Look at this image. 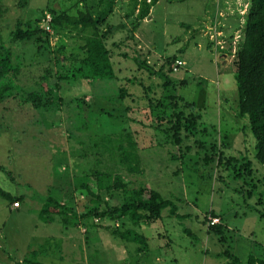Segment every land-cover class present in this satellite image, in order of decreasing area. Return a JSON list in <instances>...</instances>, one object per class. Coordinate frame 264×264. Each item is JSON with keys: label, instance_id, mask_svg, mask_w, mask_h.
Returning a JSON list of instances; mask_svg holds the SVG:
<instances>
[{"label": "rangeland", "instance_id": "374dc122", "mask_svg": "<svg viewBox=\"0 0 264 264\" xmlns=\"http://www.w3.org/2000/svg\"><path fill=\"white\" fill-rule=\"evenodd\" d=\"M1 1L6 43L19 20L39 18L38 26L46 31L41 42L12 43L14 64L23 66L24 80L33 83L43 69L59 71L70 57L83 56L81 36L50 27L51 9L69 10L66 0H30L23 10L18 0ZM98 1L87 0L79 8L95 9ZM132 5L118 0L101 25L111 30L107 48L116 79L110 92L102 94L104 87L96 88V82L54 78L51 86L62 97L58 112L42 113L13 100L0 104V166L6 169L0 170V188L15 198L0 197V264H231L227 255L241 264L250 256L264 260V218L259 215L264 212V173L237 176V160L255 159V140L247 120L238 116L234 78L250 0H160L130 38ZM136 59L147 61L155 73L139 68ZM176 60L184 62L177 69ZM171 95L186 118L197 115L202 134L183 132L177 140L167 133L169 122L149 114L152 103ZM125 133L139 145L143 171H122L125 181L131 188L145 185L160 192L188 217H170L166 211L162 220L138 227L148 239L142 252L108 230L132 228L129 222L90 218L95 226L79 222L69 228L59 217L41 221L39 213L51 193L78 214L93 207L79 189L80 179L99 168L101 139ZM103 196L110 206L123 203L120 192ZM212 213L226 227L224 234L210 229Z\"/></svg>", "mask_w": 264, "mask_h": 264}, {"label": "trees", "instance_id": "16d2710c", "mask_svg": "<svg viewBox=\"0 0 264 264\" xmlns=\"http://www.w3.org/2000/svg\"><path fill=\"white\" fill-rule=\"evenodd\" d=\"M66 1L71 4L69 10L51 9L50 27L56 32L68 30L81 36L85 41L82 47L83 56L70 57L69 64L60 68L59 71L43 69L46 71L40 76L41 79L38 78L30 83L29 79H23V76H26L23 73V66L14 64L15 53L12 43L22 39H35L41 42L46 31L38 26L39 18L34 22L19 20L16 30L11 33L12 38L9 43L4 41L0 30V104L13 100L42 113H49L52 110L58 112L62 97L55 91L57 86L55 85V88L51 86V80L54 78L56 82L59 78L68 83L79 80L96 82V88L104 87V89H100L102 94L112 90L108 86L116 79V74L112 64L111 51L107 48V38L111 30L105 31L101 25L106 23L108 17L114 12L118 0H99L95 9L92 7L86 10L79 8V4H85L87 0ZM130 1L133 5L129 16L135 18L130 38H134V32L137 30L139 22L149 16L151 9L160 0ZM29 2L30 0H18V6L22 10L26 9ZM1 5L2 1L0 0ZM243 36V42L236 51L234 78L238 93V116L247 120V129L255 140V159L252 161L246 156H242L240 160H237L241 162V172L237 173L238 178L243 177L245 173L250 175H255L256 172L264 173L262 171L264 168V0H250ZM136 62L139 68L150 74L155 73L147 61L136 59ZM119 91L120 94H124L122 88ZM75 103H77L76 108L79 112L77 118H82L80 100H76ZM178 103L179 100L175 101L174 96L171 95L161 99L157 104L152 103L148 111L149 114L155 115L158 121L169 122L170 128L167 129V133L177 140L181 138L183 132L202 134L205 130L200 129L197 115L191 114L189 118H186L184 111L178 109L180 107ZM76 123V125L82 124L80 120H77ZM81 126V130L85 131L84 126ZM101 140L103 141L99 145L101 151H97V154L101 157L108 154L107 160L103 161L99 159L101 157H97L96 165L100 169L97 168L96 171L86 174L80 179L79 185L81 193L91 198L93 207L85 213L78 214L72 206L60 202L51 193L42 206L39 218L48 223L59 217L64 226H69V228H76L79 222H83L88 227L95 226L90 222V218L100 221L105 219L114 222L123 221V225L129 222L132 224V228L112 226L108 227V230L125 242L139 245L138 251H146L148 239L136 230L138 227L162 220L166 211L169 212L168 216L170 217L186 218L188 215L179 214L175 202L165 198L160 192L145 185L131 188L129 182L125 181L124 171L128 175L143 173L139 145L133 135L125 133ZM0 170L6 171L2 166H0ZM256 185L253 187L256 188ZM113 192L123 194L122 204L110 206L104 199V194L112 195ZM0 197L8 201L15 200L9 192L1 188ZM103 206L105 209H102ZM69 213H72V216ZM212 215L221 220L214 213ZM259 215L264 218V212L259 211ZM211 219L209 221L210 229L219 235L224 234L226 227L224 228L222 223L211 224ZM220 240L222 241L224 238L220 237ZM227 256L232 258L231 264H241L237 257ZM255 263L264 264V260L250 256L247 264ZM32 264L37 263L32 262Z\"/></svg>", "mask_w": 264, "mask_h": 264}, {"label": "built area", "instance_id": "2783aa9c", "mask_svg": "<svg viewBox=\"0 0 264 264\" xmlns=\"http://www.w3.org/2000/svg\"><path fill=\"white\" fill-rule=\"evenodd\" d=\"M183 64H184L183 61H181V60H176L175 65H174V68H175V69L180 68ZM14 206H17V207H18V206H19V203H15ZM218 222H219V219H217V218H212V219H211V224H216V223H218Z\"/></svg>", "mask_w": 264, "mask_h": 264}]
</instances>
